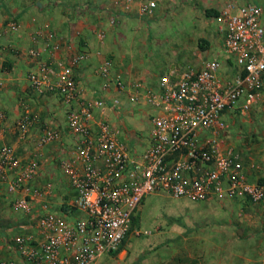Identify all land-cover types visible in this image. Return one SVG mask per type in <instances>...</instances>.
<instances>
[{"label":"built area","instance_id":"1","mask_svg":"<svg viewBox=\"0 0 264 264\" xmlns=\"http://www.w3.org/2000/svg\"><path fill=\"white\" fill-rule=\"evenodd\" d=\"M138 1L143 16L152 15L158 7L157 0L115 3L130 12ZM109 20L114 25L117 18L112 15ZM214 20L228 53L225 66L218 57L205 60L198 69L174 66L158 78L156 85H146L142 78L131 83L121 75L112 76L109 58L99 65L97 73L108 80L107 86L114 84L131 102L143 101L153 110L151 142L141 151L131 150L120 140V130L105 117L108 106L122 105L120 97L110 103L83 98L75 69L90 57L88 48L71 55L68 61H40L30 71L28 78L35 90L59 94L69 105L76 102V109L68 114L76 140L62 161V171L75 191L64 213L53 212V184L30 185L40 170L37 159L24 162L12 147H1L0 184L6 183L9 191L22 194L13 199V207L27 212L35 199L43 201L34 227L44 233L45 241L34 244V238L25 234L15 238L25 262L93 264L120 248L131 230L133 216L152 193L167 192L193 202L244 196L255 203L264 202V183L249 180L242 154L227 144L223 132L229 127L223 120L228 112L240 109L246 113L253 105L264 104V7L253 1L243 5L232 2ZM18 29L15 21L8 23L7 31ZM98 36L103 40L106 32L100 31ZM52 41L50 37L45 41L50 51L56 47ZM31 55L39 57L41 51L33 49ZM226 66L232 70L228 78L223 74ZM95 109L104 116L97 122V131L93 128ZM2 117L0 114V121ZM27 120L23 117L19 121L24 129ZM58 137L48 129L39 144L44 146ZM0 264L24 263L2 259Z\"/></svg>","mask_w":264,"mask_h":264},{"label":"crops","instance_id":"2","mask_svg":"<svg viewBox=\"0 0 264 264\" xmlns=\"http://www.w3.org/2000/svg\"><path fill=\"white\" fill-rule=\"evenodd\" d=\"M100 1L96 2L101 3ZM160 1L163 0H158ZM252 1L264 7V2H261L264 0H198L197 2L204 8L222 10L232 2L243 5ZM84 2V0H0V75L2 79L0 114L3 116L0 123V149L4 145L12 147L15 155L25 162L31 160L34 154H40L46 159L44 164L46 162L47 164L43 165L45 170L43 167L40 175L30 182L33 186L45 185L47 181L37 183V178L50 175L48 171L50 167L52 175L57 174V169L46 157H53L55 154L57 156L64 154L67 157L73 148L74 143L70 144L73 137L70 134L71 130L68 129V114L77 107L76 102L71 105L65 103L59 94L40 93L31 86L28 75L30 71L37 68L40 61L50 63L68 61L71 55L88 48L91 51L90 57L75 69V77L83 91V98L104 99L108 103L115 97L121 98L122 105L108 106L105 117L114 128L120 130V140L130 142L134 150L143 149L151 142L150 115L153 110L143 101L131 102L127 94L117 90L114 84L110 83L107 86L108 80L99 76L97 69L104 59L109 58L113 62L112 76L121 75L125 81L131 83L142 78L146 85H156L159 73L163 74L174 67L164 71L162 68L158 69L159 66H156L158 62L152 61L151 56H146L147 59L142 58L143 54L140 55L141 49L138 46H133L132 50L128 51L121 48L119 43L114 41V37L117 39L121 37L120 35H125L120 26L115 29L117 32L114 34V25L110 23V20L108 23L100 21L96 14L97 9L105 5L99 4L90 14H87L80 11ZM108 4L111 16L115 15L117 22L122 26L126 24L131 26L133 17L142 16L139 14V1L130 12L122 11L115 0H108ZM10 21L19 24L17 31H7ZM100 31L106 32L103 40L98 36ZM210 36L216 38L213 34ZM49 37L56 46L54 51H50L46 46L48 44L45 41ZM137 41L138 45L140 38ZM33 49H39L41 55L32 56ZM203 62L196 69L200 68ZM94 111L96 116L93 128L97 131V122L104 116L100 109ZM23 117L28 118L26 129L19 124ZM48 129L58 134L57 139L63 136L58 141H52L53 143L46 145L47 147L41 146L39 140ZM66 133L70 134L71 139ZM6 186V183L0 184V241L3 242V248L0 246V260L9 259L31 264L25 262L17 251L15 238L25 234L34 238V244L40 245L45 241L44 233L34 228L38 213L42 211L43 201L35 199L32 209L27 212L16 209L13 205L11 206L10 199L13 196H15L14 199L21 197L22 194H10ZM51 193L50 210L59 214L64 213L65 208L61 207L62 201L64 196L71 194L70 189L66 192L59 190ZM76 214L79 215L80 212ZM126 251L124 248L119 256H126L128 254Z\"/></svg>","mask_w":264,"mask_h":264},{"label":"rangeland","instance_id":"3","mask_svg":"<svg viewBox=\"0 0 264 264\" xmlns=\"http://www.w3.org/2000/svg\"><path fill=\"white\" fill-rule=\"evenodd\" d=\"M84 1L80 11L87 14L104 4L96 14L100 21L108 23L111 16L108 0H101V3ZM197 1L163 0L158 2L152 15L133 17L131 26H122L116 21L114 34L120 26L125 35L114 37V41L126 51L138 46L142 58L151 56L152 61L158 62V69L163 71L172 66L196 68L214 57L225 66L228 53L223 37L214 20V12H208L213 8H204ZM223 74L226 78L231 77L232 70L226 66ZM161 75L162 72L158 76ZM223 120L229 126L223 131L227 144L243 155L247 177L251 181L264 182V104H255L246 113L240 109L228 112ZM71 132L73 139L69 133L66 135L72 145L76 138ZM121 140L134 150L130 142ZM62 155L46 157L57 169V174L52 175L50 167V175L38 177L37 183L51 182L53 193L70 189L71 194L64 196L62 201L61 207H64L73 198L75 190L63 174L62 161L66 156ZM32 158L38 160L40 175L43 167L45 170L46 159L40 154H34ZM14 197L10 199L11 206ZM135 216L137 222L123 246L128 254L120 257L122 249L118 254L99 257L93 264H264V202L248 203L236 199L193 202L174 198L167 192H156L144 199ZM0 246L3 248L2 241Z\"/></svg>","mask_w":264,"mask_h":264},{"label":"trees","instance_id":"4","mask_svg":"<svg viewBox=\"0 0 264 264\" xmlns=\"http://www.w3.org/2000/svg\"><path fill=\"white\" fill-rule=\"evenodd\" d=\"M209 13H212V12H214L213 14L215 15V14H218L219 13V11L218 10H216V9H211V10H209L208 11ZM264 181V180H263ZM69 182V181H68ZM260 183H264V182H260ZM70 184V183H69ZM234 199H236V200H243L244 202H248V203H255V202H253L251 199H250V197H246V196H244V197H242V198H237V197H235ZM229 200H232V199H229ZM136 215V214H135ZM133 216V221H132V227H131V230H133V226L136 224V222H137V216ZM131 230H130V232H131ZM130 232L128 233V235H127V237H126V239L123 241V243H122V245L120 246V248L118 249V250H116L115 252H113V253H111V254H118L122 249H123V246H124V244H125V242H126V240H127V238H128V236L130 235ZM176 264H179V263H176Z\"/></svg>","mask_w":264,"mask_h":264},{"label":"clouds","instance_id":"5","mask_svg":"<svg viewBox=\"0 0 264 264\" xmlns=\"http://www.w3.org/2000/svg\"><path fill=\"white\" fill-rule=\"evenodd\" d=\"M220 11V10H219ZM216 15V14H215ZM2 121V120H1Z\"/></svg>","mask_w":264,"mask_h":264}]
</instances>
